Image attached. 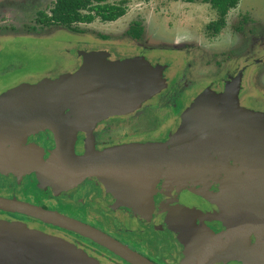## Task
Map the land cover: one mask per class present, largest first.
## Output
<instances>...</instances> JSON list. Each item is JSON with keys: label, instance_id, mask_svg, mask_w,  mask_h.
<instances>
[{"label": "water", "instance_id": "95a60500", "mask_svg": "<svg viewBox=\"0 0 264 264\" xmlns=\"http://www.w3.org/2000/svg\"><path fill=\"white\" fill-rule=\"evenodd\" d=\"M106 57L108 53L104 51L80 52L81 64L74 72L54 80L19 84L1 93L0 147L10 149L6 144L19 143L18 140L29 133L30 125L45 122L55 140L56 149L52 153L60 162L72 153L75 136V131L64 127L61 120L94 126L93 122L118 108L120 101H125L128 94L137 96L144 92L143 97H147L150 91L154 93L159 89L156 85L159 86L160 75L157 79V74L142 59L108 63ZM136 81L139 82L138 89ZM239 81L240 74L227 85L215 87L218 94L215 91L203 93L195 107L196 117L210 120V125L200 133L202 141L198 140L201 138L199 133H194L187 137L186 147L176 144L150 147L145 144L113 148L107 152L110 162L104 157L105 152L102 153L97 180L110 206L116 209L123 205L127 209L125 215L132 220L135 216L131 214L133 209L140 214L141 208H145L143 203L137 205L136 197L140 195L138 188H144L147 179L160 177L178 181L176 186L188 184L198 198L204 196L209 201L241 195L244 202V197L248 196L254 199L256 218H262L264 223V118L238 106ZM64 112L65 116L62 115ZM85 125L83 131L88 132ZM183 130L177 133L178 144L183 143L179 139L187 135ZM219 177L233 178L231 183L235 184V190L231 188L227 194L222 190L223 195H220L221 188L211 186L212 181ZM127 186L129 197L121 193L124 190L117 189H126ZM225 189L229 190V187ZM252 201L244 203L247 209ZM0 209L38 219L88 239L128 264H154L100 231L55 212L2 199ZM29 237L35 245L29 246L32 251L26 254L27 260L18 264H96L74 247L42 238L38 234H30ZM214 237L211 241L215 242ZM42 246L43 251H38Z\"/></svg>", "mask_w": 264, "mask_h": 264}, {"label": "rangeland", "instance_id": "374dc122", "mask_svg": "<svg viewBox=\"0 0 264 264\" xmlns=\"http://www.w3.org/2000/svg\"><path fill=\"white\" fill-rule=\"evenodd\" d=\"M16 1L18 0H0V26L4 27L0 29V88L18 86L19 81L32 84L47 73L54 76L58 75L57 72L62 74L64 72V75L71 73L76 68L71 61L72 56L70 57L72 54L70 51L73 49H80L83 52L101 49L108 53L109 60L112 58L121 61L130 60L132 59L130 56L137 53L134 50L144 52L153 61L159 58L156 65L159 68L163 67L159 71L161 77L165 78V88L158 91L156 95H160L155 98L156 100L150 101L154 94L143 100L146 108H141V105H138L140 102H135L134 109H122L121 117L129 121L130 132H133V129L145 132L146 129H154L156 126L162 131L168 128L174 129L178 125V120L183 123L187 116H191L192 113L186 114L190 109L189 105L192 108L197 106L204 96L203 93L209 90L210 86L217 83L227 85L237 76L239 77L240 72L235 74L234 70L231 71L230 65H233L234 61L236 65L252 63L251 59L256 58L254 56L256 54L264 60V0H239L236 6L223 16L224 23L216 33L210 27L221 18L218 12L210 7L208 1L203 0H105L104 3L114 6L120 5L119 1H122L120 6L124 11L123 16L112 22H103L97 16H93L90 23L76 25L80 30L79 33L69 32L61 26L41 28L36 33L30 32V27L35 23L36 11H44L47 15L54 0H23L20 3ZM8 27H12L11 30H7ZM132 29L137 31L141 29V42L130 39L132 34L128 32ZM240 29L243 30L238 31ZM252 29L253 32H249ZM143 61L148 64L145 58ZM257 64L264 65V61ZM254 66L251 64L250 73ZM261 69L263 70L257 71L252 80L256 86L253 89L243 86L240 100L241 103L248 105L251 104L252 99L256 104L253 105L263 111L264 67ZM156 78H159L158 74ZM243 82H247L246 76ZM167 84L171 85L172 96L178 94L174 102L175 108L180 112L177 109L171 111L164 107L170 104L168 91L170 93L171 91L170 89L165 91ZM205 85H209L208 88L200 90ZM142 96L137 95L136 99L141 101ZM190 96L194 102L188 104ZM157 101H159L158 106L162 107L158 112L150 109L152 104L157 107ZM175 111L182 116L175 114ZM178 116L181 119H178ZM188 124L181 130L184 129L183 133L191 136L194 130H191L192 125L188 126ZM89 133L91 131H88V135H84L86 139L82 137L83 142H81L82 145L88 144L85 146L87 152L95 150L93 145L110 146V142L104 141L106 140L104 137V143L100 144L94 140V135ZM107 139L111 141V136ZM85 197L86 194H82L76 200L84 199L83 208L86 211L81 210L83 208L76 211L70 209L69 202H72L73 198L65 195L61 197L66 201L65 207L57 209L59 202L56 199L55 205L50 206L65 215L79 213L85 216L87 223L107 231L109 235L129 245L155 264H166L164 262L168 260L167 256L172 251V245L168 237L158 234L156 223H152L148 229L149 222L145 223L147 222L145 214H135L132 217L133 221L130 220L131 223L145 232L138 236L135 233L132 235L133 232L126 233L128 230L126 220L113 212L103 210L105 206L101 204L99 206L95 201L96 198L89 200ZM136 198L138 206L145 202H143L145 198L142 199L140 195ZM107 213L108 218L105 217ZM166 231L163 230L164 233ZM42 257L46 259L45 255ZM6 262L19 263L10 249L0 246V264Z\"/></svg>", "mask_w": 264, "mask_h": 264}, {"label": "flooded vegetation", "instance_id": "af4514ba", "mask_svg": "<svg viewBox=\"0 0 264 264\" xmlns=\"http://www.w3.org/2000/svg\"><path fill=\"white\" fill-rule=\"evenodd\" d=\"M20 1L23 0H18L16 3H20ZM52 5L49 8V11L52 8ZM49 11H47V15L44 11H36L34 17L35 23L30 27V32L36 33L41 30V28H43L41 24H38L40 19L39 15L42 14L48 17L50 15ZM2 28L4 27L0 26V29ZM11 28L12 27H8L6 29L11 30ZM241 30L243 29L238 31ZM251 31L253 32V29L249 32ZM140 34L141 29L139 30V38L132 37L130 39L134 42H141L142 38L140 40ZM92 51L101 52L102 50L95 49L88 50L86 52ZM134 51L137 53L133 54V56H130V58H132H129L130 60H143V58H145V60L148 62V65L150 66V69L154 70L153 72L155 74L157 72L158 76L160 75L161 77V72L159 73V70H161L163 67L161 66V68H159L157 67L158 65H156L159 62V58L153 61L149 59L144 52L142 53L141 51L137 50ZM70 52H72L70 55V57L72 56L71 61L74 62L73 65H76V68L71 71L72 73L80 66V52L83 51L80 49H73ZM254 56H256V58L251 59L252 63L249 62L244 63L243 65H236L234 61L233 65H230V67L231 71L234 70L233 72H235V74L236 72H240L241 74V81L239 83L240 89L237 97L238 105L247 109L248 111H251L252 114H257L264 118V110L260 111L257 107H255L254 105L256 104L252 99L251 104L248 105L241 103L242 100H240L243 92V86L247 89H249V87L253 89L256 85H254L252 80H254L257 71L263 70L261 68L264 67V65L260 66L257 64L258 62H263L264 60H262V58L257 54ZM106 59L108 63H121L125 61L115 60V58L109 60V55L106 57ZM251 64H254L255 66L253 71L250 73L249 70H252L250 68ZM57 73L59 76L65 74L64 72L63 74L61 72ZM58 75L56 74L54 76L51 73H47L43 78L35 80L32 84L42 79L54 80L55 78L59 77ZM245 76L247 77V82H243V78ZM164 79V77H161V80L159 81V86L163 84L161 88L156 85L159 89L154 93L150 91L149 95H147V97L151 94L155 95L153 98H150V101L156 100L155 98L159 97L160 95H156L158 91L165 88ZM19 82V84H31L30 82ZM138 83L135 85L136 89H138ZM221 84H213L206 92L208 93L209 91H215L218 94L219 91L215 90V87H219ZM208 86L209 85H205L204 87H201L200 90L203 91V89L208 88ZM13 87L15 86L0 88V94L12 89ZM169 89L171 93L168 91ZM165 91H168L170 94V104L165 105L164 107L171 111L177 109L180 112L178 108H175L174 102V99L178 94H174L172 96L173 92L170 84H167ZM161 93L163 92L161 91ZM147 97L142 96L140 98V100H142L139 101L136 99V96L128 94L125 101H120L118 108L105 113L95 122H93V127L84 124L88 131H91V133L94 135V140L96 142L100 144L104 143L103 137L106 139L104 141L110 142V146L93 145L95 150L90 153L85 149V146L88 144H81V142H83L82 137H84V135H88V132L83 131L84 125L77 121L67 123L66 119L61 120V123L64 124V127L75 131V141L73 142L72 153L69 154V157L63 158V160L60 162L56 161L57 157H55L54 152L52 153V151L56 149L55 140L48 127L45 125V122L34 123L30 125L29 133L25 137L20 138L22 140H18L20 141L19 143L17 142L13 145L6 144L10 147L8 150L0 147V199L6 201L14 200L19 203L39 207L43 210L55 212L62 216L77 220L100 231L121 245L126 246L131 251L154 263L140 252L131 248L129 245H125L119 239L109 235L107 231L103 229H97L87 223L85 216H82L79 213L65 215L57 211L58 208L66 206V201H63V198H61L64 195L73 198V201L69 202L70 209L76 211L77 209L79 210L83 208V204L85 203L84 199L79 198L76 200V198L82 194H86L85 199L89 198V200H93L96 198L97 200L95 201L98 202L99 206L100 204L105 206L103 210L113 212L119 215V217L122 219L126 220L128 224V226H126L128 228L126 233L133 232L132 235L135 233L136 236H138L145 232V230H141L142 228L138 229V227H135L131 223L128 215H125L127 209L124 208L123 205L113 209L110 206V203L107 202V195H104L98 185V163L101 162V155H99V153L105 152L104 157H107V152L110 149L145 144L150 147H153V145L162 144H176L181 147H186L188 144L187 137L191 136L186 135L184 138L179 139V141L183 143H177V133L179 130H181V128H184L189 123L188 126H190V124L192 125L191 130H194L193 133H199L201 136L202 129L210 125V120L207 118L197 119L198 117L195 115L196 106L192 108L191 105H189L190 109L186 114L192 113L191 116H187L183 123L178 120V125L172 130H169L168 128L162 131L159 129V126H156L154 129H146L145 132H141L137 129H133V132H130L129 121L121 117L123 114L121 111L122 109H134L133 104L135 102H140L138 105H141V108H146L144 101ZM191 97L192 96H190L187 101L188 104L194 102L192 101ZM158 102L159 101H157V103L155 102L157 107L155 105L153 106V104L151 105V102H149L151 105L150 109L158 112L159 108H162L158 106ZM119 108H121L120 111ZM174 113L182 116V114L177 113L176 111ZM118 114L121 115L118 116ZM62 115L65 116V112L62 113ZM179 116L178 119H181ZM174 119L177 120L176 117H174ZM115 125H118L119 127L116 128L114 127ZM109 136H111V141L107 139ZM198 140L202 141V136ZM106 160L110 162V156H108ZM25 161H30V163ZM94 172H96V175H94ZM219 178L218 180L212 181V184L220 182V184L223 185L222 188H224L225 184L223 183L226 180L224 178ZM177 182L178 181L169 179L164 180L160 177H151L147 179L144 188H138L141 198H145V200H143V202L145 201L143 204H145L147 208H141V213L146 215L145 217L147 218V222L145 223L148 224L149 222L148 229L152 223H156L158 226V234L165 235L171 241L172 251L170 252V255L167 256V262L164 263L264 264V225L251 224L253 222L262 224V218L258 219L254 217L251 219V217L247 216L246 214L241 215L242 213L240 212V203L236 202L234 197H222L220 200H218V204L223 207V213H221L220 208L218 212L215 207L217 201H209V199L203 198L204 196H202V198H198L194 194L193 188L191 189L188 184H186V186H184V184L182 186H176L178 185ZM170 184L174 185L171 186ZM227 187L236 188L235 185ZM117 189L120 191L124 190L121 193L124 194L125 197L130 196V190L128 189V186L126 189L123 187L122 189ZM207 195L208 193L205 196ZM55 199L59 202V204L57 203V209L53 206H50L55 205ZM45 201L47 202L45 203ZM128 208L132 210V207L129 206ZM207 208L209 209L207 210ZM81 210L86 211L85 208ZM132 211L133 212H131V214H138L136 211ZM216 211L219 214H217ZM128 214H130V212H128ZM105 217H109L108 213L105 215ZM234 217L237 220L236 224L235 222L231 223ZM89 218H91L90 215ZM165 229L167 231L164 233L163 230ZM30 234H38V236L42 238L52 239L53 241L60 242V244L70 248L74 247L75 250L83 253L87 259H92L97 264H128L113 253L98 246L88 239L82 238L61 228L50 226L49 224H46L38 219L20 213L0 209V246H5L6 249H10L16 255L18 262L27 260L28 257L26 254L32 251V248L29 249V246L35 245L29 237ZM213 237L216 240L215 242L211 241ZM42 248L43 246L38 251H43ZM45 252L47 253V246ZM173 257H175V259Z\"/></svg>", "mask_w": 264, "mask_h": 264}, {"label": "trees", "instance_id": "16d2710c", "mask_svg": "<svg viewBox=\"0 0 264 264\" xmlns=\"http://www.w3.org/2000/svg\"><path fill=\"white\" fill-rule=\"evenodd\" d=\"M103 1L105 0H55L49 11L50 15L46 17L40 14L38 24H41L43 28L61 26L72 33H79L80 30L77 29L76 25L90 23L93 16H97L103 22H112L123 16L124 11L122 6H120L122 5V1L118 6L104 3ZM203 1H208L210 7L217 11L221 18L210 27L216 33L224 23L222 20L223 16H225L229 9L234 8L239 0ZM128 33H131L132 37H139V31L136 29H132Z\"/></svg>", "mask_w": 264, "mask_h": 264}, {"label": "crops", "instance_id": "0c3cea01", "mask_svg": "<svg viewBox=\"0 0 264 264\" xmlns=\"http://www.w3.org/2000/svg\"><path fill=\"white\" fill-rule=\"evenodd\" d=\"M25 162H28V163H30V161H25ZM224 177H221V178H219V179H223ZM226 181L223 183V184H227L228 186H230V184L231 185H235V184H233V183H231V181H234V179L233 178H230V177H226V178H224ZM218 180V179H217ZM220 185V186H219ZM224 185V188H222V184H220V182H218V183H214L213 185H211V186H214V188H215V186H217V187H220L221 189H220V195H223L222 193H221V191L222 190H225L226 191V194H227V191H230V189L231 188H229V190H226L225 189V187H227V186H225ZM241 186V185H240ZM218 189L219 188H217L216 190L218 191ZM235 190V188H233V191ZM230 196H232V194L231 193H228ZM251 197V196H250ZM234 200L236 201V202H239L240 203V207H241V215H243V214H246L247 216H249V217H251V218H254V217H256V209L253 207V201H254V199H250V198H248V196H245L244 197V202H243V200H242V196L241 195H235V197H234ZM253 200V201H252ZM252 201V203H251V205L250 206H248V209L245 207V204L244 203H247V204H249L250 202ZM217 204V205H216ZM216 204H215V207H216V209H217V211L219 212V208H220V211H221V213H223V207L220 205V204H218V201L216 202ZM209 208H207V210H208ZM216 211V213L217 214H219L218 212ZM233 222H235V224L237 223V220H236V218L234 217V219H232V221H231V223H233ZM247 224V223H246ZM254 225H264V223H262V224H257V222H256V224H254Z\"/></svg>", "mask_w": 264, "mask_h": 264}]
</instances>
